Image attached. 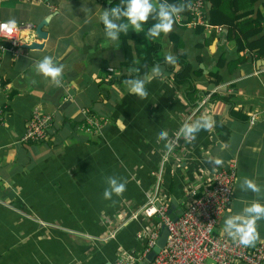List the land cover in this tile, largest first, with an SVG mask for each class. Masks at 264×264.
Returning a JSON list of instances; mask_svg holds the SVG:
<instances>
[{"label":"crops","instance_id":"1","mask_svg":"<svg viewBox=\"0 0 264 264\" xmlns=\"http://www.w3.org/2000/svg\"><path fill=\"white\" fill-rule=\"evenodd\" d=\"M114 2L0 0V22L21 28L23 46L42 45L15 50L0 39V264H113L119 255L140 264L148 255L142 258L147 233L158 221L141 211L155 187L178 217L211 174L233 161L232 198L216 231L228 235L227 216L254 200L264 204V56L239 53L229 25L205 29L181 15L170 32L153 40L158 60L172 54L188 63L187 78L176 80L179 63L172 71L159 65L160 76L153 77V66L137 75L152 37L145 27L138 33L129 28L110 42L100 13ZM204 2L209 22L212 3ZM214 2L225 17H237L234 26L242 30L261 14L250 41L264 37V0ZM43 20L47 37L39 40L35 28ZM44 56L64 66L59 83L35 70ZM114 78L122 80L111 83ZM134 78L145 80V97L126 86ZM35 108L53 116L49 139L22 143ZM85 112L106 120L100 131L81 129ZM202 117L211 118V127L194 133L195 139L185 136L163 163L181 126ZM109 177L126 187L105 199ZM244 178L261 191L243 189ZM256 228L255 243H264V219Z\"/></svg>","mask_w":264,"mask_h":264},{"label":"built area","instance_id":"2","mask_svg":"<svg viewBox=\"0 0 264 264\" xmlns=\"http://www.w3.org/2000/svg\"><path fill=\"white\" fill-rule=\"evenodd\" d=\"M187 10L190 25H201L205 29L210 26L206 18L204 0L190 2ZM179 18L180 15L175 17L177 20ZM9 25L10 23L0 22V39L6 40L12 48L18 50L23 46L21 28L11 24L12 31L9 33ZM2 52L3 49L0 47V58ZM0 88H2L1 81ZM254 120L255 116H252L251 123ZM52 123L51 114L39 108L33 109L20 142L47 141ZM105 123L104 118L85 112L81 129L86 133H96ZM185 124H189V120L181 126L170 141L162 157L163 163L168 161L174 149L184 139ZM236 177L235 161L227 168L213 172L211 178L203 184L201 193L192 199L175 221L168 215L167 205L159 198L157 185L153 193L147 197L141 210L145 217L158 219L147 233L142 258L155 247L161 231L165 229L167 232L165 246L148 264H264V243L242 246L230 236L216 231L231 201ZM116 231L110 232L107 237L113 238ZM113 264H137V262L125 255H119Z\"/></svg>","mask_w":264,"mask_h":264},{"label":"clouds","instance_id":"3","mask_svg":"<svg viewBox=\"0 0 264 264\" xmlns=\"http://www.w3.org/2000/svg\"><path fill=\"white\" fill-rule=\"evenodd\" d=\"M123 6L116 5L104 9L100 13V20L104 25V33L110 42H116L120 38L121 33H127L129 28L134 32L143 30L144 24L151 17L157 22L147 29L150 37H159L161 33H168L172 30L175 17L178 16L184 8L183 4H169L167 0L159 3H153V0H122ZM14 24V21L11 22ZM11 33V24L8 26ZM176 56L166 54L165 62H174ZM63 65H58L52 56H44L36 65L35 70L42 74L43 77L50 78L51 82L59 83L62 74ZM153 77L161 75V68L157 64L152 68ZM129 91L145 97L147 91L145 88V80L134 78L125 81ZM212 121L210 117H202L192 124L183 126V134L187 137L195 139L194 133L201 128L211 127ZM163 131L160 136H166ZM219 163V161H216ZM108 187L103 192L105 199H110L113 194L120 195L125 191V183L119 182L115 177H109L107 180ZM241 187L245 190L259 193L261 187L253 180L244 178ZM264 219V204L259 201H252L246 205L242 211L227 216L223 221L224 231L234 241L242 246H253L258 238L256 222Z\"/></svg>","mask_w":264,"mask_h":264},{"label":"trees","instance_id":"4","mask_svg":"<svg viewBox=\"0 0 264 264\" xmlns=\"http://www.w3.org/2000/svg\"><path fill=\"white\" fill-rule=\"evenodd\" d=\"M212 3V9L210 11V19H209V25H214L217 26L219 24H225V25H229L230 27H233L235 29L236 35H234V40L236 43V48L237 51L243 52V51H248L251 54L256 55L257 57H261L264 56V37H262L261 39L251 42L250 39L254 36H256L258 34V27L260 25L261 20L263 19V16L260 14L257 19L255 21H247L246 23H244L245 29L246 30H242L241 27L237 24L234 26V23L237 21V17L233 16V17H225V11L222 9L221 5H218L217 3L214 2V0H209ZM164 2V0H153V3H155L156 5H158L159 3ZM114 5H120L123 6V2L122 0H116V2H114ZM167 3L169 4H183L184 8L183 11L179 14L180 16H187L190 20L189 17V12L187 10V7L189 5L190 2H187L185 0H167ZM157 21L152 19L151 17L149 18V20L144 24L145 27V31L147 33V29L154 23H156ZM162 34V33H161ZM160 34V35H161ZM240 34V35H238ZM157 38V37H155ZM152 37V44L151 46L148 48L147 52H146V56L144 58V60L142 61V63L137 66V70H138V74L137 75H146L148 70L150 69V67L154 66V65H162L165 66V68L168 71H172L174 70L175 67V63H179L182 66V72L177 73L175 75V78L178 82H182L184 81V79H186V75H185V71L187 68L188 63L186 62H182L181 60L179 61H174V62H165V60H158L157 59V53L159 51V46L158 44H156V42L153 40L155 39ZM123 47L126 53V58L128 59V63H129V47L126 44V41H123ZM245 59H241L240 61H244ZM129 66V64L127 65ZM136 67V66H134ZM211 77H216V75H211ZM123 79H126V77H124ZM122 78L120 79H112L111 83L113 82H119L121 81Z\"/></svg>","mask_w":264,"mask_h":264},{"label":"water","instance_id":"5","mask_svg":"<svg viewBox=\"0 0 264 264\" xmlns=\"http://www.w3.org/2000/svg\"><path fill=\"white\" fill-rule=\"evenodd\" d=\"M46 25V21L40 22L36 28H35V36L39 40H44L47 37L46 32L43 31V27ZM24 49H29V50H35V49H41L42 45L37 44L36 42L31 43L30 45H24L22 46ZM168 215L175 221L177 217H172L171 216V210L168 211ZM166 236L167 232L165 229L161 231L160 237L158 238L155 247L148 253V255L145 257V259L140 263V264H148L150 261L153 260V258L159 253L161 249L164 248L165 242H166Z\"/></svg>","mask_w":264,"mask_h":264}]
</instances>
